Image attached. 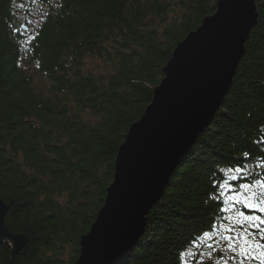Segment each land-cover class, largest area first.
Masks as SVG:
<instances>
[{
    "label": "trees",
    "instance_id": "16d2710c",
    "mask_svg": "<svg viewBox=\"0 0 264 264\" xmlns=\"http://www.w3.org/2000/svg\"><path fill=\"white\" fill-rule=\"evenodd\" d=\"M217 2L0 0V198L6 229L25 238L16 254L0 243V264H62L66 248L74 264L129 128L176 46ZM256 6L222 106L177 165L140 241L111 264H198L185 255L213 245L203 233L216 234L225 218L227 169H242L229 188L264 182V0Z\"/></svg>",
    "mask_w": 264,
    "mask_h": 264
},
{
    "label": "water",
    "instance_id": "95a60500",
    "mask_svg": "<svg viewBox=\"0 0 264 264\" xmlns=\"http://www.w3.org/2000/svg\"><path fill=\"white\" fill-rule=\"evenodd\" d=\"M258 15L256 0H218L215 13L176 46L150 104L118 149L112 183L79 238L74 264H111L140 241L177 165L228 95ZM8 210L0 198V243L11 242L16 254L25 238L6 229Z\"/></svg>",
    "mask_w": 264,
    "mask_h": 264
},
{
    "label": "snow or ice",
    "instance_id": "6c2138e0",
    "mask_svg": "<svg viewBox=\"0 0 264 264\" xmlns=\"http://www.w3.org/2000/svg\"><path fill=\"white\" fill-rule=\"evenodd\" d=\"M244 155L247 156L248 153H244ZM227 171L242 174L241 168L227 169ZM237 178V175H229L220 184L219 196L224 197V203L228 206L223 210L228 211L230 207L243 204L245 208L264 213V191L260 190L264 189V182L259 179H256L254 184H240L239 188L243 190V195L236 192L234 195L226 196V190L229 188L228 181ZM235 212V219L229 218L230 225L224 229L229 235L220 237L221 242H227V248H222L221 251L235 253L230 259L236 260L237 257H240L239 264H244V260H258L259 264H264V243H261L264 241V216L247 215L239 208H235ZM213 228L215 230V226ZM211 235L212 233L208 231L203 233V237H210ZM208 247L211 251H215L213 245L209 244ZM255 250H259L258 254L253 255ZM189 254L191 255V253ZM221 259L224 260V264H227L225 258L222 257Z\"/></svg>",
    "mask_w": 264,
    "mask_h": 264
},
{
    "label": "rangeland",
    "instance_id": "374dc122",
    "mask_svg": "<svg viewBox=\"0 0 264 264\" xmlns=\"http://www.w3.org/2000/svg\"><path fill=\"white\" fill-rule=\"evenodd\" d=\"M36 18H38V16H36V13H35L34 18L30 17L29 20L36 19ZM34 77H35V81L37 83L39 77L36 75V68H35ZM46 85H48V82L46 83ZM229 175H236V174L230 172L228 174V176ZM244 183L245 182H242L241 184H244ZM247 184H249V183H247ZM260 190L264 191L263 189H260ZM227 192H228V195H230V196L234 195L236 192H240L241 195H243V190L240 189L239 187L237 189L229 188V190L228 189L226 190V193ZM226 207H228V206L226 205ZM235 208H239L240 211H241V209H243L242 204L235 205L234 207H230L229 210L226 211L225 218L223 219L221 224L218 225L219 231L217 229L218 232H216V234H213L210 237H204V242L205 243H209V242L212 243L215 251H211V250L207 251V250H204L203 248L197 246L196 251H192V252L188 251L186 253L185 257L189 259V261H187V262H195L196 261V263L198 262V264H217V262L219 261V264H224V260L221 259L223 257L227 260V264H239V260L241 259L240 257H237L236 260L230 259V257L235 255V253L228 252V251H221L222 248H224V249L227 248V242L226 241L221 242V240H220L221 236L229 235V233L226 232L224 229L229 227V225H230V219L229 218L235 219V216H236ZM253 214L264 216V213L259 214V212H256ZM221 226H223V227H221ZM233 235H234V233H233ZM261 243H262V241H261ZM258 251L259 250H255L253 252V255L258 254ZM189 253H191V255ZM73 259H74V256L72 255V251L70 250V248H66L63 252L61 263L62 264H71ZM257 262L259 263L258 260H253V262L248 261V260H244V264H258Z\"/></svg>",
    "mask_w": 264,
    "mask_h": 264
},
{
    "label": "flooded vegetation",
    "instance_id": "af4514ba",
    "mask_svg": "<svg viewBox=\"0 0 264 264\" xmlns=\"http://www.w3.org/2000/svg\"><path fill=\"white\" fill-rule=\"evenodd\" d=\"M242 206H243V204H242Z\"/></svg>",
    "mask_w": 264,
    "mask_h": 264
}]
</instances>
